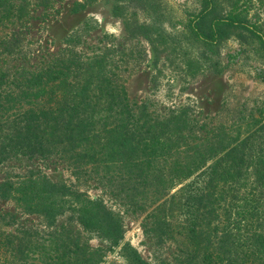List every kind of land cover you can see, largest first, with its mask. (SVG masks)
<instances>
[{
	"label": "rangeland",
	"instance_id": "1",
	"mask_svg": "<svg viewBox=\"0 0 264 264\" xmlns=\"http://www.w3.org/2000/svg\"><path fill=\"white\" fill-rule=\"evenodd\" d=\"M11 1L18 11L0 26V73L7 75L6 82L17 84L28 72H39L56 60H91L98 72L126 90L132 103L147 106L161 118H188L195 138L221 127L231 135L241 132L247 167L226 185L236 195L238 210L222 202L209 217L210 231L215 240V224L221 223L218 235L225 238L226 257L236 260L234 264H264V239L258 245L253 238L260 233L264 237V53L258 39L233 30L215 47L197 40L187 25L201 11L202 0ZM213 2L204 30L214 18L233 10L264 30V0ZM39 173L102 202L122 224L120 245L114 247L101 234L86 230L71 210L50 217L42 208L27 209L13 189L4 192V184H18ZM176 190L160 212L173 226L189 218L187 193ZM126 203L125 194L120 197L94 181L77 179L55 157L20 156L0 162V232L14 242V251L7 253L10 261L17 263L26 252L37 259L56 236L101 258V264H203L201 258L195 263L187 259L183 250L191 243L184 236L166 235L152 209L133 210ZM236 212H244L248 220L241 218L240 226L233 228L240 220ZM256 245L263 248L262 255L247 260L246 252Z\"/></svg>",
	"mask_w": 264,
	"mask_h": 264
},
{
	"label": "trees",
	"instance_id": "2",
	"mask_svg": "<svg viewBox=\"0 0 264 264\" xmlns=\"http://www.w3.org/2000/svg\"><path fill=\"white\" fill-rule=\"evenodd\" d=\"M213 7V0H202L201 11L189 19L187 26L197 40L215 47L222 37L237 30L257 38L264 53V30L241 11L214 18L204 30ZM16 11L18 6L11 0H0V26L11 21ZM106 77L91 60H56L39 72H28L17 84L6 82L7 75L0 73V162L20 156L55 157L77 179L94 181L120 197L125 194L128 208L152 209L166 235L184 236L191 243L183 250L191 263L197 258L203 264L236 263L226 257L219 222L213 240L209 217L213 218L222 202L229 201L238 210L236 195L226 185L235 182L247 167L241 132L231 135L227 133L231 130L221 127L195 138L188 118L158 117L147 106L132 103L126 90ZM10 189L27 209L42 208L50 217L68 209L86 230L101 234L114 247L124 240L120 220L102 202L57 185L48 176L39 173L18 184H4L6 194ZM174 190L187 193L185 216L189 218L178 226L160 213ZM236 215L240 220L232 223L233 228L248 220L244 212ZM262 234L253 236L258 245L263 242ZM49 242L47 252L37 259L26 252L15 263L7 257L14 251V242L0 232L2 264H101V258L62 238L55 236ZM258 245L246 252L247 260L262 255Z\"/></svg>",
	"mask_w": 264,
	"mask_h": 264
}]
</instances>
